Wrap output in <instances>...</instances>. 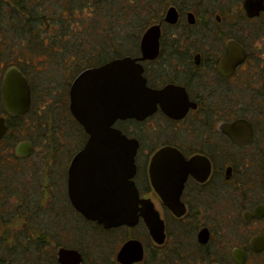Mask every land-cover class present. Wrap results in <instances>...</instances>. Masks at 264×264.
Masks as SVG:
<instances>
[{"label":"flooded vegetation","instance_id":"af4514ba","mask_svg":"<svg viewBox=\"0 0 264 264\" xmlns=\"http://www.w3.org/2000/svg\"><path fill=\"white\" fill-rule=\"evenodd\" d=\"M245 1H240V8L235 9L236 4H229V0H175L145 30L160 26L157 56L139 59L143 56L144 34L137 50L126 55L138 58L146 86L160 92L154 113L142 120L118 119L113 124L139 143L133 178L139 196V217L133 225L106 228L84 217L70 200L69 169L89 136L72 114L71 83L65 107L77 130L83 129L87 138L72 155L65 174L59 177L60 182L56 180L50 186L59 187V184L65 188L66 183L67 189L62 191L72 208V217H66V228L69 223L73 225L66 234L78 237L77 244L57 243L52 247V235L48 236L49 251L55 253L59 264L57 253L61 247L78 250L81 264L261 263L264 257V8L251 16ZM171 7L177 14L175 23L166 21ZM244 24L248 26L247 32ZM112 60L84 67L73 75L72 81L85 69ZM10 68L0 73V119L6 126L0 138V162L3 161L0 167L12 168L21 161L31 160L35 154L34 141L21 129L26 128V123L29 128L33 126L34 121L28 117L36 102L30 78L16 67L28 80L31 104L21 115L7 109L3 82ZM133 124L141 126L140 134L137 129H129ZM29 146L31 153L27 151ZM166 148L170 150L162 155L152 174L154 156ZM6 175L8 180L0 174V223L4 224L15 219L7 218L4 211V208L15 209L14 204H9L14 180L9 177L11 173ZM5 181H9L8 186ZM150 207L157 218L152 216ZM14 214L18 215L16 210ZM148 221H157L153 226L157 231L163 227L162 241L152 235ZM85 222L92 230L87 240L83 227L79 226ZM130 241H136L130 254L119 259L122 248ZM140 247V260L122 261L138 255Z\"/></svg>","mask_w":264,"mask_h":264},{"label":"water","instance_id":"95a60500","mask_svg":"<svg viewBox=\"0 0 264 264\" xmlns=\"http://www.w3.org/2000/svg\"><path fill=\"white\" fill-rule=\"evenodd\" d=\"M245 7L253 16L264 8V0H246ZM166 21H177L173 7L168 10ZM159 36V25L147 29L141 41L143 56L139 59L157 56ZM142 73L143 67L138 58H116L104 65L82 71L73 81L70 90L72 114L89 136L84 148L74 156L69 169V197L75 209L84 217L97 221L106 228L133 225L139 217V196L133 181L139 143L137 139L130 138L113 127V124L118 119L142 120L156 111L160 92L146 86ZM3 90L4 102L9 111L20 115L28 111L31 88L18 68L12 67L7 71ZM5 131L6 126L0 119V138ZM169 150L166 148L156 153L152 174L162 155ZM27 151L32 152L31 146ZM153 178L156 186V177ZM171 203L169 205L175 210ZM150 212L157 218L151 207ZM154 222L157 223L148 221L151 233L158 241H162L163 227L161 231L155 230ZM262 241L264 242V238ZM135 242L130 241L122 248L119 259L130 254ZM57 255L60 264L82 263V255L75 249L61 247ZM141 257L140 247L138 255L122 261L134 262Z\"/></svg>","mask_w":264,"mask_h":264},{"label":"rangeland","instance_id":"374dc122","mask_svg":"<svg viewBox=\"0 0 264 264\" xmlns=\"http://www.w3.org/2000/svg\"><path fill=\"white\" fill-rule=\"evenodd\" d=\"M114 1L116 5H119V7L121 6L125 10V16L132 22H129V25H124L121 31L122 36L127 38L131 34L134 36L139 34L137 36V41L139 43L146 28L155 22H151L150 20L144 27L137 26V20L146 22V19L149 20L150 18L148 8L146 7L148 5L147 0H109L111 3ZM174 1L175 0H168L167 5L164 7L165 12L170 5H173ZM229 1V4H236L235 9L240 8V1L242 0ZM164 11L162 14L165 13ZM135 13L139 14L141 18H137L138 15ZM244 26V30L247 32V24H244ZM98 28H102L101 23H99ZM109 31L110 26H107L101 31V36H105ZM126 34H128V36ZM131 49L132 48H129V44L128 46L126 45L120 57L136 51L135 49ZM128 50H130V52ZM114 58H116V56L112 55L109 51L107 60H112ZM43 61L45 60L42 58L35 60L37 63L35 68L42 71L31 74L36 106L28 119L32 118L34 121L32 122L33 126L29 128L26 123V128L21 129L24 135H28L34 141L36 148L35 154L31 160L21 161L20 165L17 167H0L1 176H5L6 178V174L11 173L9 177L14 180V185L11 186L14 191L10 189L9 192L11 197L9 199L10 205L14 204L17 206L18 203L16 202L26 201L25 198L34 190L32 185L35 186L34 188L36 191L44 190V196L42 195V197H39V205H42V209L39 211L41 212L40 216L36 213L37 204L33 201L30 204L31 210L28 209L27 212H20L21 214L15 216V219L11 220V223H0V240L2 241V238L6 239L4 241L6 242L5 244L3 242L0 244V254L11 255V257L9 256V260L12 264H49L47 252L49 253L50 247H55L57 242L54 241V245L48 246V242L42 240V245L46 244L47 248H39L40 250L36 249L35 245L37 242H33V240H37L43 232H49L51 235H55L57 240L65 244L67 243L68 245L77 244L78 242V237H76L75 234H66L68 229L73 228L72 224L66 228L65 217L69 219L70 215L68 216L64 213L65 209H62L65 206L63 198L65 191H62V189H67L66 183L65 188L63 185L59 184V187L54 186L52 189L50 187L51 184L55 183L54 181L58 180V182H60L59 177L62 178L61 175L65 174L64 172L68 167L72 155H74L84 143L83 134L77 130L71 114H69V111L65 107L68 97L67 92L76 74L73 76V73L71 74V72L64 71V68L61 66L54 65V62L49 63ZM43 64L46 65L45 68ZM129 129L132 131L137 129L136 131H139L137 133L140 134L141 126L133 124ZM24 137L27 136H23V138ZM7 152L9 153L11 151L8 150ZM61 158L62 160L64 159L63 164H61ZM2 162L3 161H1L0 164ZM18 169L19 171H16ZM54 175H56L55 179L51 180V176L54 177ZM40 179L41 181H39ZM6 180L8 179L6 178ZM4 184L8 186L9 181H5ZM18 185H20V189ZM30 200L27 202H30ZM35 206L36 209H34ZM53 206H55V208ZM5 212H7V218H12V216L15 215L13 208L7 211L5 210ZM236 213L237 210L234 212L233 217L237 215ZM57 217L60 221H56ZM71 222L74 221L71 220ZM83 225L84 226H79L83 227L85 235L92 234L91 227L87 223ZM28 237L31 239L28 240ZM16 248L17 251L15 252ZM89 259H91V254L89 255ZM261 260L260 264H263L264 257H262Z\"/></svg>","mask_w":264,"mask_h":264},{"label":"trees","instance_id":"16d2710c","mask_svg":"<svg viewBox=\"0 0 264 264\" xmlns=\"http://www.w3.org/2000/svg\"><path fill=\"white\" fill-rule=\"evenodd\" d=\"M147 2L150 18L146 19V22L137 20V26L144 27L150 20L151 22L159 20L168 0H147ZM137 15V18H141L139 14ZM129 22L131 20L129 21L125 16V10L116 5L115 1L111 3L109 0H0V73L16 66L32 82L31 74L42 71L35 68L37 64L35 60L42 58L45 60L43 62H54V65H59L64 71L74 75L84 67L107 61L109 51L119 57L128 44L129 48L137 50L139 34L137 36L126 34L127 38L121 34L124 25H129ZM99 23L101 29L98 28ZM107 26H110V31L105 36H101V31ZM43 65L45 68L46 65ZM80 131L85 140L87 134L83 129ZM32 187L34 190L25 198L26 201L19 202L13 212L16 210L20 215V212L31 210L30 204L34 201L37 204L36 213L38 216L41 215L39 211L42 205H39V197L44 196V190L36 191L35 186ZM63 198L65 206L62 209L72 217V208L68 204L66 193ZM29 200L30 202H27ZM5 210L8 209L4 208ZM15 216L17 215H13L12 218ZM58 217L56 221H60ZM49 235V232H43L37 240H33L37 242L35 248L46 249V244L42 245L41 242L42 240L48 242ZM30 239L28 237V240ZM52 239L58 244L64 243L57 240L55 235H52ZM84 239H88L85 233ZM5 240L2 238L0 244L2 242L5 244ZM9 256L11 257L0 254V264H12ZM47 260L49 264H59L55 253L52 255L51 252H47Z\"/></svg>","mask_w":264,"mask_h":264}]
</instances>
